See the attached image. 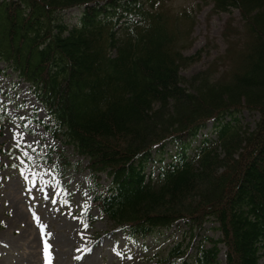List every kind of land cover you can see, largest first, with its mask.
I'll return each instance as SVG.
<instances>
[{
  "label": "trees",
  "instance_id": "obj_1",
  "mask_svg": "<svg viewBox=\"0 0 264 264\" xmlns=\"http://www.w3.org/2000/svg\"><path fill=\"white\" fill-rule=\"evenodd\" d=\"M170 1L0 0V72L27 82L48 115L37 121L87 159L84 227L93 209L113 224L87 249L119 230L145 243L183 222L156 264H221V243L225 264H264V0H198L237 9L241 25L229 18L225 51L190 76L194 11ZM46 155L68 190L62 147Z\"/></svg>",
  "mask_w": 264,
  "mask_h": 264
},
{
  "label": "rangeland",
  "instance_id": "obj_2",
  "mask_svg": "<svg viewBox=\"0 0 264 264\" xmlns=\"http://www.w3.org/2000/svg\"><path fill=\"white\" fill-rule=\"evenodd\" d=\"M169 3L194 11L192 44L185 53L195 54L197 60L182 68V73L190 76L208 69L226 49L224 28L228 19L233 18L234 25H241L239 11H215L212 3L199 7L198 0ZM77 13L75 8L64 11V20L75 23ZM239 116L242 123L250 125L258 118L257 114L247 111ZM47 118L27 82L8 71L0 72V264H156L158 253L164 250L165 253L166 247L185 230L183 222L148 236L145 243L119 230L105 236L92 250L83 246L89 240L87 236L102 234L113 224L93 209L92 213L99 215V219L90 228L84 227L85 191L94 182L89 171L83 168L87 159L78 155L72 146L61 144L37 121ZM209 133V129L202 130L192 144ZM54 146L62 147L73 165L66 174L70 181L68 190L58 184L54 166L46 155ZM106 182L103 177L101 183L106 185ZM71 190V200L64 203L63 194ZM214 225L206 223L207 232L219 236L220 232L212 228ZM220 257H224L222 252Z\"/></svg>",
  "mask_w": 264,
  "mask_h": 264
},
{
  "label": "snow or ice",
  "instance_id": "obj_3",
  "mask_svg": "<svg viewBox=\"0 0 264 264\" xmlns=\"http://www.w3.org/2000/svg\"><path fill=\"white\" fill-rule=\"evenodd\" d=\"M42 182H43V183H49L48 181H43V180H42ZM33 183H35L34 180H33ZM45 198H48V197H47V192H45ZM53 202L55 203V198H53ZM64 203H68V201L65 200ZM84 226L87 227L86 224H85ZM113 250L115 251V248H114ZM118 254H119V253H118Z\"/></svg>",
  "mask_w": 264,
  "mask_h": 264
}]
</instances>
